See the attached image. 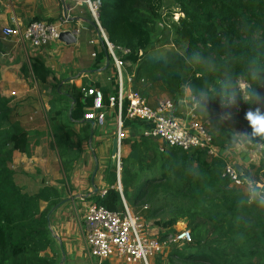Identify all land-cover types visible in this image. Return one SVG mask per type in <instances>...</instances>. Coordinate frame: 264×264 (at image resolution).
Here are the masks:
<instances>
[{
    "label": "trees",
    "instance_id": "1",
    "mask_svg": "<svg viewBox=\"0 0 264 264\" xmlns=\"http://www.w3.org/2000/svg\"><path fill=\"white\" fill-rule=\"evenodd\" d=\"M170 6L182 16L165 27L168 34L157 35L164 8L173 16ZM98 19L108 42L128 51L122 60L132 89L146 100L156 90L154 94L166 95L177 106L187 91L185 85L195 92L225 83L235 88L241 81L264 97V0H98ZM159 43L170 49L159 51L155 47ZM103 51L99 62L107 56ZM31 70L42 84L50 75L40 61L33 62ZM109 73L116 76L113 66ZM103 95L107 104L109 95ZM74 100L73 119H84L92 99L79 93ZM255 106L225 108L216 98L208 102L204 115L196 109L194 114L214 147L225 151L232 130L221 115L233 113L250 132L244 113ZM16 112L0 93V264H59L48 214L62 202L61 194L48 186L27 191L15 182L13 153L30 155L28 134ZM122 120L130 134L121 142V191L112 168L106 176L110 188L87 200L116 213L123 211L124 200L136 216L160 229L161 242L184 223L189 240L181 249L172 248L168 262L157 255L154 264H264V208L242 203L247 184L236 186L222 177L224 156L184 151L137 136L147 124L125 118V110ZM258 141L264 145L260 137L251 143ZM249 175L258 186L264 185V152L257 167L240 169L242 181Z\"/></svg>",
    "mask_w": 264,
    "mask_h": 264
},
{
    "label": "crops",
    "instance_id": "2",
    "mask_svg": "<svg viewBox=\"0 0 264 264\" xmlns=\"http://www.w3.org/2000/svg\"><path fill=\"white\" fill-rule=\"evenodd\" d=\"M63 17L69 18V30L80 31L72 44L59 40L35 49L21 44L16 38L2 36L5 27H24L33 21L52 23ZM0 46V93L6 99L9 98L8 91L15 96L11 102L17 109L16 120L27 132L29 141L30 155L13 153L15 182L27 191L42 186L60 191L63 204L56 216L61 212L68 213L65 221L58 222V226L62 223L63 240L75 234L77 229L67 208L77 200L85 205L89 196L103 195L110 188L106 176L113 168H110V162L112 142L116 139V113L109 111L100 127L95 122L73 119L72 111L74 98L83 88L100 89L108 95L115 93V76L109 73L113 64L108 56L98 61L103 48L85 0H0ZM35 61L42 62L50 73L43 84L32 74L31 66ZM124 75L130 76L126 70ZM148 99L152 107L159 101L149 103ZM183 104L184 101H178L173 111L175 117L180 118L188 112L189 109L183 111ZM87 112L88 109L84 115ZM126 132L129 136L128 129ZM84 230L85 224L83 235ZM64 242L66 261L69 254H75L74 259L78 262L82 249L75 251L71 244L67 247ZM95 261L96 264L105 262ZM110 261L107 260L110 264L119 263L116 259Z\"/></svg>",
    "mask_w": 264,
    "mask_h": 264
},
{
    "label": "built area",
    "instance_id": "3",
    "mask_svg": "<svg viewBox=\"0 0 264 264\" xmlns=\"http://www.w3.org/2000/svg\"><path fill=\"white\" fill-rule=\"evenodd\" d=\"M90 19L98 32L99 41L115 70V93L108 96V103H103V92L96 88H83V97L92 99V106L84 115V120L103 126L109 111L116 113V139L118 152L116 158V174L120 175L121 142L128 137L123 126L125 118L139 119L147 124L141 135L161 141L168 147L184 151L191 149L206 150L209 155L216 156L218 150L212 144L204 123L194 114L195 107H188V112L177 118L173 115L176 105L170 99L157 101L154 107L138 92L133 91L131 76L125 77L127 64L122 56L126 49L113 46L107 40L98 19V0H85ZM69 18L63 17L55 22L33 21L24 27H5L4 38H16L21 44L31 48H41L59 41L62 32L69 31L75 37L79 29L69 30ZM93 43V42H91ZM95 56V55H94ZM129 84V87H128ZM163 151V149H160ZM240 172V171H239ZM235 165L226 164L222 177L229 178L232 184L241 186L244 182L239 178ZM104 194V193H103ZM84 240L89 256L98 262L116 259L124 264H152L153 259L161 254L165 246L171 243L186 242L189 234L186 229L177 231L175 235L161 242L148 233L140 217L132 212L123 200V211L110 212L94 203L86 207L84 217Z\"/></svg>",
    "mask_w": 264,
    "mask_h": 264
},
{
    "label": "rangeland",
    "instance_id": "4",
    "mask_svg": "<svg viewBox=\"0 0 264 264\" xmlns=\"http://www.w3.org/2000/svg\"><path fill=\"white\" fill-rule=\"evenodd\" d=\"M171 9H173L174 13L173 16L171 17L169 14V10L168 8H164L163 10V16L162 19L164 20V23H160L158 25V33L157 35H166L168 34V32L166 31V28L170 26L171 21H177L179 17H181L182 15L180 13H178V10L173 8V6ZM166 27V28H165ZM156 48H158L159 51L161 50H169L170 46L168 44H166L165 46H161V44H156L155 45ZM157 50V51H158ZM126 70V69H125ZM8 91V100H15V96L11 95V92ZM154 92H157L156 90L152 91V95L151 97L148 99L149 103L153 102V101H157L160 100L164 97L163 94L161 95H157L154 94ZM186 95L184 94L183 98H179V100L184 101L183 104V111H187L188 107H189V99H188V91H185ZM159 93V92H158ZM6 99V98H5ZM163 99H169V98H163ZM185 108V110H184ZM191 108L192 105H191ZM236 116H234V114L232 113L231 118H225L224 114L221 115V120L222 121H227L228 122V127L232 130V135L231 138L229 139V143H228V148L225 151L220 150L219 152H217L218 155L223 154L225 156V158L228 160L227 163L230 165H237L240 169H247L250 166H258L262 160V154L264 152V145L258 141L256 143H240L239 142V135L240 133L243 132H247L244 125H242L241 123H239L237 121V119H235ZM160 144L164 145L161 141H159ZM217 149V148H216ZM89 159V156H86V160ZM110 160V159H109ZM113 168H116V165L113 166ZM93 170L91 169L90 172H92ZM242 187L244 185H241ZM247 186V185H246ZM90 201L87 200L85 201V205H83V202L80 201H75L73 202V206H69L67 209L69 211V216H73L74 218V222L73 224L77 225V229H76V233L71 235L68 238H64L63 241L62 240V230L60 229V227L62 226V223L60 226H58V222H62V220H66L68 218V213H59L58 216H56L58 209L62 206L63 203H60V205L58 206L57 209H55L52 213H51V220H50V230L51 233L53 234L54 237H58L59 242L62 244V242H64V244L66 243L67 247L68 245H72L73 249L76 248L78 249V251H80V249H82V253H80L81 257H79L77 259L78 262H76V260L74 259V255L75 254H69L68 255V260L66 261V255H65V260L63 262V264H96L94 259H91L88 256L87 253V249L85 247V242H84V235L82 234V230H83V225H84V217H85V206L89 203ZM89 205V204H88ZM84 206V207H83ZM46 205L42 204L41 209H45ZM129 208V207H128ZM132 212L133 210L131 208H129ZM56 216V217H54ZM141 220L144 223V227L146 228V230L148 231L149 234L160 238L161 234H160V229L155 227L153 225V223L150 221H146L144 218L140 217ZM54 223V224H53ZM57 223V225H56ZM182 229H185V224L184 223H178L175 226V231H180ZM61 234V236L59 234ZM184 242H180V243H171L170 246H165L164 251L159 254L160 256V260H164L165 262H168V256L170 251L172 250L173 247L177 248V249H181L182 248V244ZM57 244L59 246V243L57 241ZM57 244H55L53 246L54 252L57 253V258H58V263L61 260V251H60V255L58 253V246ZM158 257V256H157ZM157 257L153 259L152 264L155 263V261L157 260ZM74 261V262H73ZM111 262V261H110ZM110 262H108V264H110ZM118 264H124L121 263V261H118ZM112 263V262H111ZM115 264V263H113Z\"/></svg>",
    "mask_w": 264,
    "mask_h": 264
},
{
    "label": "clouds",
    "instance_id": "5",
    "mask_svg": "<svg viewBox=\"0 0 264 264\" xmlns=\"http://www.w3.org/2000/svg\"><path fill=\"white\" fill-rule=\"evenodd\" d=\"M185 87L190 103L201 115L206 113L208 102L216 98H219L220 103L225 108L234 107L241 103L249 106L259 105L258 107H249L244 113V120L247 122V128L250 129V132L238 134L239 142L251 143L256 137L264 138V97L257 91L250 89L246 81L238 82L235 88L232 84L225 83L219 88L206 87L195 92L188 85ZM231 116L232 113L226 112L224 114L225 118H231ZM243 182L247 184V199L242 203L255 204L259 208H264V185L258 186V181L251 175L246 176Z\"/></svg>",
    "mask_w": 264,
    "mask_h": 264
},
{
    "label": "water",
    "instance_id": "6",
    "mask_svg": "<svg viewBox=\"0 0 264 264\" xmlns=\"http://www.w3.org/2000/svg\"><path fill=\"white\" fill-rule=\"evenodd\" d=\"M93 24V23H92ZM59 40L61 42H64L66 44H72L75 42L76 38L75 36L69 32V31H66V32H62L59 36ZM108 61V60H107ZM94 124V122H91ZM118 152V142H117V139H113V142H112V152H111V162H110V168H112L114 165H116V158H115V155L117 154ZM236 170L239 172L240 171V168L236 165L235 166ZM118 189L119 191H121V184H120V178L118 177ZM60 204H58L57 206H55L54 208L51 209V211L49 212L48 214V218L49 216L51 215V213L58 208ZM53 235V234H52ZM54 237V236H53ZM58 243H59V246H60V251H61V260L59 262V264H63L64 260H65V253L63 251V248H62V244L59 242V239L58 237H54Z\"/></svg>",
    "mask_w": 264,
    "mask_h": 264
}]
</instances>
